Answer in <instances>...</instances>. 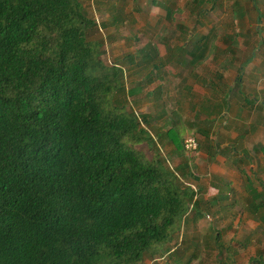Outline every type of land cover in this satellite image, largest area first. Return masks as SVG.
<instances>
[{"label":"trees","instance_id":"16d2710c","mask_svg":"<svg viewBox=\"0 0 264 264\" xmlns=\"http://www.w3.org/2000/svg\"><path fill=\"white\" fill-rule=\"evenodd\" d=\"M87 14L79 0H0V264H142L174 250L191 209L207 215L127 108ZM142 53L159 80L164 62ZM161 141L185 154L178 131ZM219 242L216 264H236Z\"/></svg>","mask_w":264,"mask_h":264},{"label":"rangeland","instance_id":"374dc122","mask_svg":"<svg viewBox=\"0 0 264 264\" xmlns=\"http://www.w3.org/2000/svg\"><path fill=\"white\" fill-rule=\"evenodd\" d=\"M79 2L87 11L88 17L96 22V28L90 30V40L102 45L101 60L108 66L116 64L123 69L125 104L139 116L142 127L150 132L153 139L151 148L161 153L168 169L180 175L183 186L190 185L196 191L194 200L197 201V209L201 210L202 215L204 211L207 214L198 218L194 215V209H191L181 231L175 234V239L171 243L175 251L163 255L162 259L147 257L142 264H173L177 257L180 258L181 264H216L220 252L219 249H214V235L225 229L233 231L234 229L230 227H234L236 216H230V221L222 222L219 215H216L217 205H212V200L208 202L210 205L205 203L204 198L209 195L208 188L199 189V184L193 180V177L199 179L198 173L201 172L194 163L196 153L187 156L179 148L178 152L170 156L164 147L170 145L174 148L173 144L164 145L161 139L164 131L172 129L178 131L181 143L187 136L195 137L189 131L191 130L189 121L198 122L207 115L206 112L202 114L201 107L208 106L207 99L196 94L203 92L205 98L209 97L210 103L215 105L223 97V93H215L214 85L209 88L202 83L195 84L191 82L192 79L189 80L188 70L192 68L190 61L192 57L197 59L196 54L206 57L203 65L196 69L201 77L216 81L215 72L222 73L225 78L224 86L231 87L229 90L224 89L220 82L221 89H217L222 92L223 89L226 90L224 93L226 106L232 107L234 100L239 98L246 103V105L243 103L245 110H241V114L250 107L251 112L256 106L263 108L264 102L257 104L258 99L254 90L248 88L246 91L250 93L244 90V95L242 81L244 83L252 81V76L261 63V60L257 59V54H264V8H259L258 0H79ZM168 10L172 12L171 19H167ZM150 49H155L158 56H173L170 61H164V66L161 63L158 71H153L152 74L158 75L160 80L165 73L168 75L163 85H166L170 94L167 90L158 89L157 86L161 85L158 78L151 83H147L145 79L149 70L142 69L144 65H141L142 52L144 50L149 52ZM253 54L256 55L255 58L252 57ZM128 56L132 57L131 61ZM181 56H184L182 63L176 62ZM238 73L241 74L242 81L236 83ZM181 76L188 78L187 85L190 83L192 87L190 92L194 89L196 94H184L189 90L179 86ZM248 85L251 86L250 83ZM133 89L135 92L132 94ZM173 96L175 97L172 98ZM168 107H171V110H166ZM261 111L263 114L264 109ZM137 148L153 157L147 145L142 144ZM206 175L208 172L203 173L202 181L207 185L211 178ZM223 188L226 190V185ZM221 195L225 193H220ZM231 207L234 209L233 206L229 208ZM237 240L240 241L239 238L231 237L230 232L226 235L222 233L219 248L229 246V250L225 249L220 258L232 257L236 264L246 263L247 258L253 255L251 250H247L252 245L246 250L241 247L240 252L243 253L234 252L232 248L237 245ZM238 244L240 245L239 242ZM258 244H261V240L256 239L254 246L258 247Z\"/></svg>","mask_w":264,"mask_h":264},{"label":"crops","instance_id":"0c3cea01","mask_svg":"<svg viewBox=\"0 0 264 264\" xmlns=\"http://www.w3.org/2000/svg\"><path fill=\"white\" fill-rule=\"evenodd\" d=\"M258 1L259 8L263 9L264 0ZM255 56V54L252 55L253 58ZM257 56L261 63L257 66L256 73L252 76V81L244 83L241 80V74L239 75L238 73L239 78L236 83L239 80L242 81L243 92L248 88L254 90L258 99L256 102L259 104L264 102V54L258 53ZM171 58L173 56H159V59L163 62L165 60L168 62ZM182 58L184 56L176 59V62L182 61ZM205 59L206 57L191 58L192 68L188 70V78L189 80L192 79L191 82L195 84L202 83V85L209 88L214 85L215 93H223L220 102L216 105L211 104V100H209V97L205 98L203 92L196 94L194 89L192 90L193 92H190L192 87H190V83L187 85V77L181 76L182 80L179 85L183 86L184 90H189L185 91L184 94L194 93L198 97L207 99L208 104V106L203 105L201 107L202 114L204 115L206 112L207 115L203 118L199 117L198 122L191 120L188 124L191 127V130H189L192 133L191 135H195L200 146V149L196 152V160L194 162L199 172L201 171V174L198 173L199 179L196 178V182L199 184V189L208 188L209 195L204 198L205 203L212 200V205H217L216 207L220 214L217 211L216 215H219V219L222 222H227L230 216H236L233 224L235 228L230 227V229H234L233 231L225 229V231L217 233L222 236V233L226 235L230 232L231 237L240 239V241H236L237 245L232 248L234 252L243 253L240 252L241 247L246 250L248 246L252 245L247 250H251L253 255L247 258L246 263L243 264H250L252 259L261 260L264 264V135H262L264 134V112L262 114L261 111L264 106L263 108L256 106L252 112L250 111L252 107H250L243 114H241V110H245L243 106L246 103L240 101L239 98L234 100L232 107L226 106L227 103L224 98L226 90L224 89L229 90L231 87L224 86L225 78L222 73L215 72L216 81H214L205 79L196 72V69L203 65ZM167 77L168 75L165 73L162 80L159 79L161 85L157 86L158 89L162 88L163 91L168 89L166 85H163ZM210 78L213 79V76ZM220 82L224 88L223 92L217 90L218 88L221 89ZM249 83L251 86L248 85ZM167 91L169 93V90ZM247 93H250V91ZM176 97L182 98L181 96ZM214 100L216 99L214 98ZM186 103L184 102V104ZM166 110H171V107ZM217 145H219V149L216 147ZM174 148L170 145H165L164 150L172 156L174 155ZM205 172H208L211 178L207 185L202 181L203 173ZM200 183H202L201 186ZM224 185L227 187L226 190L223 188ZM220 193H225V195L220 196ZM230 206H233L234 209L232 207L229 208ZM256 239L261 240V244H258V247L257 245L254 246ZM228 248L229 246L225 247V249Z\"/></svg>","mask_w":264,"mask_h":264},{"label":"built area","instance_id":"2783aa9c","mask_svg":"<svg viewBox=\"0 0 264 264\" xmlns=\"http://www.w3.org/2000/svg\"><path fill=\"white\" fill-rule=\"evenodd\" d=\"M183 147L187 156L196 153L198 150L197 139L193 136H187L183 141Z\"/></svg>","mask_w":264,"mask_h":264}]
</instances>
